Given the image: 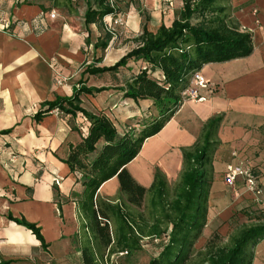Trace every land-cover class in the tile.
Here are the masks:
<instances>
[{
	"label": "crops",
	"instance_id": "1",
	"mask_svg": "<svg viewBox=\"0 0 264 264\" xmlns=\"http://www.w3.org/2000/svg\"><path fill=\"white\" fill-rule=\"evenodd\" d=\"M50 1L53 3L47 6L32 0H0V264H111V257L118 253L108 257L97 236L87 231V221L78 210L84 186L63 162L86 135L85 118L53 111L41 122L34 121L44 102L73 95L88 64L82 50L83 29L87 32L83 17L77 30L59 17L51 19V12H56L63 0ZM174 3L181 12L183 0ZM219 7L225 9L222 16L227 22L252 35V54L204 65L200 72L208 87L199 90L204 100L182 103L160 133L147 139L126 166L147 190L154 183L156 168L171 181L184 167L183 151L202 145L205 127L219 120L213 135L217 146L205 168L210 181L207 226L218 219L228 224L241 208L262 209L245 192L241 179L237 182L241 197L232 201L233 189L224 182L229 165L250 162L264 201V0H223ZM162 24L170 26L162 22L157 27L147 26L156 32ZM92 27L97 28L93 25L90 31ZM125 54L113 58L109 52L100 66H112ZM58 71L71 77L63 86L55 83ZM99 78H88V87H112L97 86ZM81 100L87 112L109 117L121 136L148 123L140 119L150 117L152 121L156 116L151 101L124 99L115 91L82 96ZM97 199L130 211L128 204L121 203L125 196L117 178L102 185ZM10 218L37 226L46 248L29 229ZM109 226L114 233V218ZM87 249L94 255H86ZM250 251L252 264H264V239ZM141 253L117 256L113 264H138L134 257Z\"/></svg>",
	"mask_w": 264,
	"mask_h": 264
},
{
	"label": "trees",
	"instance_id": "2",
	"mask_svg": "<svg viewBox=\"0 0 264 264\" xmlns=\"http://www.w3.org/2000/svg\"><path fill=\"white\" fill-rule=\"evenodd\" d=\"M79 1L63 0V4L76 9ZM81 1L85 7L83 19L88 32L85 44L92 45L89 28L95 25L103 36L94 44V49L104 52L113 39L110 32L104 31V19L115 18L120 12L109 0ZM221 1L183 0L179 17L169 27L162 24L156 32H151L147 24H143L133 40L135 47L117 63L101 67L103 58L94 57L93 62L86 65L71 97L58 96L52 102H44L34 116V121L39 123L58 110L73 118L78 114L85 118L87 133L78 145L71 148L69 157L63 162L84 186L78 202L79 213L87 221V231L97 236L108 257L122 251L128 254L139 251L143 239L150 238L160 240L162 251L149 264H252L253 252L246 251V248L254 247L264 239L262 222L241 230L223 247L218 246L213 237L204 250L194 254V247L207 226L210 181L205 168L217 146L213 135L219 120L205 127L202 145L183 151L185 170L172 200L168 198L167 183L161 174L156 172L154 183L147 190L133 179L126 167L138 156L145 141L160 133L182 105L181 93L195 72L206 64L223 63L252 54V35L241 31L236 23L227 22L222 16L225 9L219 7ZM139 62L143 67L139 73H134L130 64ZM124 69L133 74L120 80L119 75ZM105 75H111L114 80L112 87H88V78ZM107 91L121 93L124 99L135 102L151 101L156 116L142 129L119 135L114 123L104 113H91L82 108V96ZM100 143L103 144L101 148L98 147ZM113 178H117L121 194L132 207L140 208L146 194L151 196L153 222L148 230L142 227L141 223L145 222L140 216L136 219L121 206L98 201L97 192ZM111 218L117 223L114 233L109 226ZM10 219L29 229L46 248L37 226ZM85 253L94 255L91 249Z\"/></svg>",
	"mask_w": 264,
	"mask_h": 264
},
{
	"label": "rangeland",
	"instance_id": "3",
	"mask_svg": "<svg viewBox=\"0 0 264 264\" xmlns=\"http://www.w3.org/2000/svg\"><path fill=\"white\" fill-rule=\"evenodd\" d=\"M40 1L47 6H50L53 3V1L51 2L50 0ZM109 1L113 5H115L120 12L119 15L115 18L109 17L104 19V31L110 32L113 39L106 51L103 52L100 50L96 52L94 49V43L99 40L100 36H103V33L97 28L92 27L93 31H90L92 45L89 46L85 44V46L82 48L83 55L87 59L88 64L93 62L94 57L103 58L104 64V59L107 57L109 52L113 53V58L127 53L135 47L133 40L140 33L143 24H149V26L151 27H157L161 22L170 25V23L178 18L180 14L178 9L179 7L174 3L175 0ZM63 3L64 2H62V5L58 6L59 8L55 10L56 16L59 17V19L70 22V25H72L73 28L78 29V27L80 26V20L83 17L85 11L83 2L80 0L78 4H76V9H72V7L68 8V6H65ZM83 31L86 41L87 32L85 29H83ZM142 67L143 64L140 62L130 64V68L134 71V73H139ZM81 68L82 67L73 69L72 71L73 73L78 72ZM132 74L133 73H131L128 69H124L121 70L119 78L120 80H122L124 79V77H129ZM56 75L57 77L59 76L62 79L63 85L71 78L62 75V72L60 71H58ZM56 82L57 81L55 79V83ZM95 83L97 86H110L114 85V80L112 79L111 75H106L103 78H99L97 81H95ZM141 120H143L142 122H149L151 119L150 117L148 119L144 117L143 119H140V121ZM139 125H142V123ZM184 170L185 169L183 167V169H181V171L179 172V175L171 181H168L166 177L164 178V175H162L161 173V176L164 178V180H167L166 183L168 188L169 200L173 199L174 190L180 182ZM156 172L160 174V169L156 168ZM150 202L151 196L149 194H146V196L144 197L143 204L140 208L131 207L127 203L126 198L125 201H121L123 206L125 204H128L127 206L130 211H128L127 208L124 207L126 212H131V214H133L136 219H138L139 216L142 218L145 223L141 224L142 227H144L146 230H148L147 227L151 226L153 222V211ZM263 211L264 210L262 209L255 210L251 207H245L244 209L241 208L239 211L234 212L235 216L230 221H228V224L226 222H222L219 219L216 220L213 224L205 227V232H203L201 240H199L194 247V254L196 252L204 250L207 242L213 237H215L216 244L218 246H226L229 243V239L239 233L241 230L261 223L262 219L264 218ZM237 214H241L243 215V217L241 216L240 218ZM137 222L139 223V220H137ZM141 246L142 248L140 251L142 253L137 255V257H134L135 259H137L138 264H149L150 260L156 258L155 256L160 253V242H156L153 239H144L141 242ZM251 249L252 246H248L246 248V251H250Z\"/></svg>",
	"mask_w": 264,
	"mask_h": 264
},
{
	"label": "built area",
	"instance_id": "4",
	"mask_svg": "<svg viewBox=\"0 0 264 264\" xmlns=\"http://www.w3.org/2000/svg\"><path fill=\"white\" fill-rule=\"evenodd\" d=\"M56 13L53 11L50 14L51 19H55ZM56 84L57 86H63L62 79L58 76L56 78ZM208 87L207 81L202 76V73L200 71L195 72L192 77L189 80L188 86L183 90L181 93V102L185 103L188 101H197L201 102L204 99L199 95L200 89H205ZM56 113H59L58 110L55 111ZM234 157L237 156L236 153L233 154ZM241 179L243 188L245 189V192L250 194L255 203L264 210V201L262 200L263 197V190L259 184L257 173L254 169V167L250 164V162L245 161L242 162L239 166H233L229 165L226 169L225 176H224V182L227 186L233 189L232 193V201L236 202L240 199L241 194L239 190L237 189V182ZM156 242H160V240L156 239ZM127 251H122L117 254L119 257L127 256ZM117 256H112L110 259L111 264H113V261ZM106 264H110L108 261H106Z\"/></svg>",
	"mask_w": 264,
	"mask_h": 264
}]
</instances>
